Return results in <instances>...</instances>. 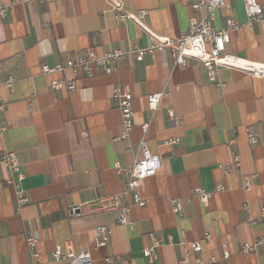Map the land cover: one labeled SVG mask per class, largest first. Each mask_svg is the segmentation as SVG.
<instances>
[{"label":"crops","instance_id":"0c3cea01","mask_svg":"<svg viewBox=\"0 0 264 264\" xmlns=\"http://www.w3.org/2000/svg\"><path fill=\"white\" fill-rule=\"evenodd\" d=\"M116 1L126 12L146 11L147 29L170 39H179L192 18H201L191 8L197 0ZM228 2L231 8L218 10L213 25L224 29L232 18L245 27L232 35L226 53L264 64V22L249 25L243 2ZM258 2L264 5V0ZM1 4L9 9L0 19L1 120L6 127L0 131V264H30L26 237L32 235L38 237L42 264H69L52 257L57 246L67 243L76 252L90 250L94 264H179L182 237L201 243L204 261L264 264V247L241 252L243 244L264 238L263 78L221 67L220 85L211 83L200 62L176 65L167 50L140 62L128 56L112 75L80 77L73 93L53 91L52 79L72 75H43L44 66L65 64L90 50L128 51L132 44L146 48L151 35L136 23H119L107 0ZM8 77L16 80L11 90L2 85ZM118 86L133 96L134 128L127 141L118 140L124 131L112 101ZM159 93L164 97L151 112L148 97ZM247 129L258 137L255 147L249 146ZM143 139L160 157L162 168L140 184L146 206L132 208L131 225L117 224L116 211L72 215L71 207L125 193L127 178L115 167L133 166L141 157ZM170 139H178V145L169 144ZM6 152L17 154L23 181L1 164ZM234 155L240 156L241 166L226 171ZM247 181L250 191L245 190ZM197 187L211 193L208 204L191 197ZM18 189L30 201L20 213ZM122 201L134 205L131 196ZM173 201L181 203L180 214L173 212ZM247 216L257 225L248 226ZM101 226L110 227L112 235L106 247L96 248ZM154 241L159 244L157 260L150 263L144 250L154 247ZM223 245L230 251L228 259L223 258Z\"/></svg>","mask_w":264,"mask_h":264},{"label":"built area","instance_id":"2783aa9c","mask_svg":"<svg viewBox=\"0 0 264 264\" xmlns=\"http://www.w3.org/2000/svg\"><path fill=\"white\" fill-rule=\"evenodd\" d=\"M37 0H19L23 4H31ZM57 1V0H41ZM109 1L115 11L116 19L119 23L126 24L128 22L138 24L143 30L151 35V44L149 47L141 48L137 45H130L128 51L113 50L104 53H98L95 50L88 51L85 55L71 58L65 64H59L55 67L44 66L42 68L43 75H65L70 73L71 78L52 79L49 87L53 91H66L73 93L78 89L77 81L80 77H94L98 73L104 75H112L119 71L120 66L128 56L133 57L136 61H142L147 55L156 53H165L167 50L171 52L176 65L185 66L188 60L200 62L207 71L208 78L211 83H217L218 70L221 67H228L244 71L253 77L264 79V64L253 63L247 60L228 55L226 46L230 43L233 34L239 33L245 25L232 18L227 19L224 29L216 28L213 24L215 21L216 12L221 9H230L228 0H197L191 6L195 13L201 14V18H192L189 28L179 39H170L152 34L145 26V18L148 13L140 11L138 13H129L123 10L122 6L116 0ZM243 2L247 16L248 24L256 22H264V5L258 0H240ZM9 7L0 5V19L5 18ZM16 80L13 77L6 78L2 85L11 90ZM164 93L150 95L148 97V107L151 112L158 109ZM112 101L121 112L124 131L118 140H129L134 128V111H133V96L127 88H115ZM5 109V102L0 98V131H6V127L1 120V114ZM169 116L174 118V112L169 111ZM150 124L143 125V133L146 134ZM247 138L250 147H255L258 144L257 135L250 129L246 130ZM171 145H178V139H170ZM141 157L135 161L131 167H122L116 165V171L119 175L127 178L125 193L121 196H114L102 199L97 203L82 204L78 207H71L72 215L83 216L89 214L106 213L116 211L118 213L116 223L119 225H131L129 215L133 207L144 208L145 200L139 193L140 184L154 176H156L162 168V161L159 156L153 155L148 148L145 139L140 142ZM240 156L234 155L232 166H226L224 169L229 171L231 168H239L241 166ZM1 164L16 177L18 182L24 180V175L20 171V162L16 153L6 152L1 157ZM16 188H19L14 183ZM251 186L249 181L245 185V190L250 191ZM222 187H218V191H222ZM124 196H131L134 205H125L122 201ZM191 197L208 204L211 193L201 187L192 190ZM29 198L22 190H17L16 193V211L20 213L22 209L29 204ZM246 211L247 207L244 208ZM182 210L181 203L173 201V212L180 214ZM264 215V208L262 209ZM246 224L250 227L257 225V222L250 216L246 218ZM111 229L108 226H101L96 229L95 247L104 248L108 245L111 238ZM153 238V236L151 235ZM205 240H210V235H206ZM38 237L35 235L27 236L26 243L28 253L30 255V264H42L41 256L37 250ZM159 246L158 242L154 241V247L144 250L145 258L153 263L157 260L155 249ZM180 246L182 248V256L179 264H215L216 258L204 261L200 258L203 251L201 243L188 242L185 237H182ZM259 247H264V238L257 239L254 243H245L241 246V252L251 254L256 252ZM223 258H230L231 254L226 245L222 246ZM52 257L56 262L65 261L69 264H94L90 250L85 249L76 252L70 243L65 247L57 246L52 253ZM111 259L107 258L106 262L111 263Z\"/></svg>","mask_w":264,"mask_h":264}]
</instances>
